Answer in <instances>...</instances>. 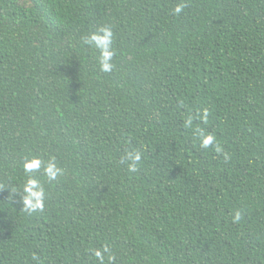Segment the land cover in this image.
<instances>
[{"label": "trees", "instance_id": "1", "mask_svg": "<svg viewBox=\"0 0 264 264\" xmlns=\"http://www.w3.org/2000/svg\"><path fill=\"white\" fill-rule=\"evenodd\" d=\"M104 26L107 73L84 43ZM105 246L111 264H264V0H0V264Z\"/></svg>", "mask_w": 264, "mask_h": 264}, {"label": "clouds", "instance_id": "2", "mask_svg": "<svg viewBox=\"0 0 264 264\" xmlns=\"http://www.w3.org/2000/svg\"><path fill=\"white\" fill-rule=\"evenodd\" d=\"M184 4L177 5L174 9L175 14H179L183 8ZM84 43L88 45H94L100 50V68L101 71L107 73L112 71L113 64L111 63L115 51L112 48L113 43V31L110 27L104 26L98 30V32L92 33L84 38ZM212 143V138L207 137L203 139L201 146L207 148ZM220 151L219 147L216 149ZM124 161L129 164V171H136L139 163L141 162V153L139 151L129 152L125 157ZM41 166V161L38 158H34L31 161H27L24 164V171L31 172L34 169H39ZM46 174L50 180H55L58 175L62 174V169L57 167L55 162H49L46 166ZM46 192L44 186L36 179L30 177L24 184L22 202L24 208L31 211H42L45 206ZM235 220L240 219V213L237 212L234 217ZM105 253H109L108 261L114 260V257L110 254V250L107 246L102 249L93 250L94 256L99 260L100 264H104Z\"/></svg>", "mask_w": 264, "mask_h": 264}]
</instances>
